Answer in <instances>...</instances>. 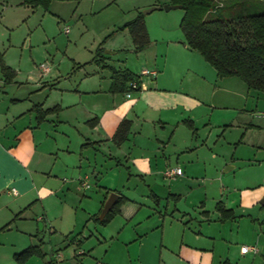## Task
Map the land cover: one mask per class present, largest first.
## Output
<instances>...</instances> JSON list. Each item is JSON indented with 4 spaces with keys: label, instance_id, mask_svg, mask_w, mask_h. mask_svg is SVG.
Segmentation results:
<instances>
[{
    "label": "crops",
    "instance_id": "1",
    "mask_svg": "<svg viewBox=\"0 0 264 264\" xmlns=\"http://www.w3.org/2000/svg\"><path fill=\"white\" fill-rule=\"evenodd\" d=\"M16 3L24 5L21 0ZM149 19L144 16L149 38L145 48L151 43ZM2 20L3 17L0 25L5 26ZM161 40L167 52L160 60L155 56L151 64L157 65L147 68L156 70V76H142L141 87L132 90L130 96H126L127 87L124 91H110L109 67L114 66L105 61L108 55H102L99 47L94 61L109 69L105 83L95 74L81 77L74 89L80 93L77 98L63 92L53 106H47L45 100L33 101L25 93L11 92L13 83L28 81H19L20 69L0 51L3 63L14 72L6 83L0 71V199L9 216H21L31 209L26 217L32 224L40 221V231L46 228L52 236L63 235L66 240L76 241L77 249L71 252L80 250L82 260H88L86 264H264V257L260 261L257 256L261 246L257 253H241L240 247L246 244L237 249L233 237L226 236L222 227L226 221L236 219L233 207L218 200L232 211L233 217L223 218L216 202L217 216L211 219L205 202L199 201L197 214L182 204L193 195L196 175H206L205 157L191 159L181 175H164L167 168L179 167V154H193L195 148L206 146L207 139L202 145L199 142L195 122L210 121L214 109L221 108L218 103H224L216 100L214 91L207 96L203 91L204 83L218 78L214 68L196 56L199 54L183 39L161 34ZM170 55L184 65V71L172 65ZM188 73L196 79L187 81ZM81 85L85 87L81 89ZM82 95L92 101L78 110ZM35 105L44 110L54 107L55 113L65 111L66 116L52 112L37 123ZM73 111L79 114L72 116ZM123 119L130 121V127L125 139L117 144L113 135ZM254 119L246 117L240 122L246 128L258 126ZM53 122L54 126L65 123L71 129L62 133L66 137L60 144L50 136ZM77 192L85 197L79 200L82 210L70 212L65 200ZM111 192L126 201L107 223L101 224L94 216L98 217ZM240 192L247 194L249 189ZM57 218L67 224H55ZM6 220L1 226H8L3 223ZM35 233L31 228L29 234L37 238L39 234Z\"/></svg>",
    "mask_w": 264,
    "mask_h": 264
},
{
    "label": "rangeland",
    "instance_id": "2",
    "mask_svg": "<svg viewBox=\"0 0 264 264\" xmlns=\"http://www.w3.org/2000/svg\"><path fill=\"white\" fill-rule=\"evenodd\" d=\"M244 1V6L251 5L256 6L258 10L264 9L263 1ZM16 2L18 0H6V2L0 0V18L3 17L2 23L5 24V26L0 25V51L4 53V58L9 63L20 69L19 81H28V83H13L11 92L18 95L25 93L36 102L45 100L47 106H53L59 101L63 92L69 97L77 98V94L80 93L74 89L81 77L95 74L102 84L105 83L110 71L101 66L102 62L94 61L99 47L102 48L100 51L102 55H108L105 60L107 63L116 69L127 68L136 75L142 68L157 65L151 64L155 61L153 60L155 56L160 60L167 52L161 34H164L165 38L178 40L184 38L179 27L184 13L182 8L168 11L156 9L150 13H143L153 6L171 4L172 0H52L47 10L42 7L32 9ZM137 12L150 18L148 25L151 31V43L149 47L140 51H134L132 48L128 30L119 29ZM64 27L69 28L68 33L64 32ZM107 51L113 54L106 53ZM170 54L175 55L173 52ZM171 55L169 58L172 60L174 57L171 58ZM172 62L177 70L184 71L183 64H178L176 60ZM41 64H45L48 70L42 71ZM189 75L190 73L187 76ZM193 76L186 78L187 81L195 78ZM204 86L203 91L206 92V96L214 91L216 100L228 106L218 103L221 108L214 109L210 121L199 119L195 122L199 142L202 145L207 139L206 146L195 148L193 154L189 152L179 154L177 163L184 173L186 168H189L191 159L205 157L208 161L206 175L201 177L196 175L193 195L182 204H186L192 214H197L199 201L205 202L211 219L217 216L214 205L218 200H223L227 207H233L236 219L226 221L222 227L226 236L233 237V245L237 249L241 244L261 246L257 256L262 261L264 257V205L261 203L264 199V93L248 89L236 76L215 77L210 82L204 83ZM80 87L82 89L85 85ZM221 96H226L228 99L224 101L218 99ZM81 101L78 103L80 106L78 110L92 100L82 95ZM238 108H244L245 111L240 112ZM57 112L66 116L65 111ZM76 112L73 111L72 116ZM243 113L245 115L241 116ZM251 116H254L253 122L258 123V126L246 128L240 121ZM54 123H51L50 136L51 139L55 137L60 144V141L66 137V135L61 136L62 133L65 129H71L65 126V123L59 122L56 126ZM66 134L71 135V132L66 131ZM106 150L105 148L104 151ZM175 160L174 158V163ZM220 188L223 190L220 191ZM243 188H248L249 192L241 193L240 190ZM82 197V192H77L72 195V199L66 198V208L70 212L74 209L80 212L83 206L79 200ZM2 200L0 199V264H17L13 254L28 245H34V241L35 245L42 246L41 253L31 256L25 264H86L88 262L86 259L82 260L80 250L72 254L71 250L77 249L76 241L66 240L63 235L52 236L46 228L44 232L40 231V221H37V225L32 224L33 222L26 217L31 209L21 216L16 217L14 214L9 216ZM2 220L7 221L3 222L8 223L7 227L1 226ZM55 224L62 226L67 223L64 219L57 218ZM31 228H35L36 233L39 234L37 238L29 234Z\"/></svg>",
    "mask_w": 264,
    "mask_h": 264
},
{
    "label": "trees",
    "instance_id": "3",
    "mask_svg": "<svg viewBox=\"0 0 264 264\" xmlns=\"http://www.w3.org/2000/svg\"><path fill=\"white\" fill-rule=\"evenodd\" d=\"M263 1L264 0H260ZM31 8L42 7L47 10L51 0H21ZM244 0H172L171 4H180L184 13L179 27L183 34V43L196 51L216 71L218 77H239L248 89L264 93V9L256 6H244ZM119 29H127L134 51L144 49L148 43V33L144 16L138 12L132 19L124 22ZM111 70L110 91H124L127 84L137 76L127 69ZM0 71L4 81L9 83L14 72L3 63L0 53ZM37 123L54 111L53 108L33 107ZM130 121L123 119L117 126L113 140L120 144L126 137ZM126 201L119 197L110 210L99 220L107 223L119 211V206ZM216 208L223 218L233 217L230 209H225L221 202ZM40 245H28L14 253L17 264H25L31 256L40 254Z\"/></svg>",
    "mask_w": 264,
    "mask_h": 264
},
{
    "label": "built area",
    "instance_id": "4",
    "mask_svg": "<svg viewBox=\"0 0 264 264\" xmlns=\"http://www.w3.org/2000/svg\"><path fill=\"white\" fill-rule=\"evenodd\" d=\"M68 31H69V28L68 27H64V32L67 33ZM40 69L42 71H47L48 70V67L45 64H41L40 65ZM156 74H157V71L154 70V69H147V68L142 69L140 71V73L137 75V79H133V80H131L128 83V85H127L128 91L126 93V96H130V91L139 89L141 87L140 86V83H139V79L142 76L154 77V76H156ZM181 174H182V169L180 167L167 168L164 171V175L167 176V177H169V178H173L176 175H181ZM13 193H15V190H13ZM248 251H252L253 253H257L259 251V247L253 246V245H250V246H248V245H242L240 247V252L241 253H246Z\"/></svg>",
    "mask_w": 264,
    "mask_h": 264
},
{
    "label": "water",
    "instance_id": "5",
    "mask_svg": "<svg viewBox=\"0 0 264 264\" xmlns=\"http://www.w3.org/2000/svg\"><path fill=\"white\" fill-rule=\"evenodd\" d=\"M182 5L180 4H164L162 6H153L150 7L146 10L143 11L144 14L146 13H150L153 10L156 9H164L166 11L170 10V9H175V8H181ZM119 197L118 194H116L115 192H111L109 194V196L107 197V199L105 200L102 209L99 212L98 215V219L101 220L104 215L110 210V208L114 205L115 201L117 200V198ZM262 204H264V200L261 201Z\"/></svg>",
    "mask_w": 264,
    "mask_h": 264
}]
</instances>
